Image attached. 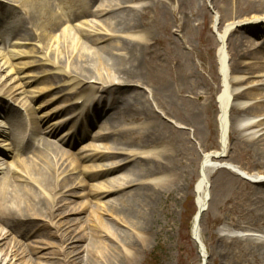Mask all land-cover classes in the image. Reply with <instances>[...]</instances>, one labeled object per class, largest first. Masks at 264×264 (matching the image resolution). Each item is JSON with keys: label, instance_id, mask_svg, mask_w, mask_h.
Listing matches in <instances>:
<instances>
[{"label": "bare ground", "instance_id": "6f19581e", "mask_svg": "<svg viewBox=\"0 0 264 264\" xmlns=\"http://www.w3.org/2000/svg\"><path fill=\"white\" fill-rule=\"evenodd\" d=\"M223 1L234 6L232 17L240 19L220 36L221 40L228 36L233 75L228 85L234 90L219 96L223 153L207 160L229 162L233 169L207 166L200 153L218 148L216 111L210 109L213 91L190 64L185 32L193 28L199 13H205V0H0V21L15 16L13 7L23 12L19 29L0 25L2 42L11 36L37 41L41 48L53 44L49 63L58 70L54 79L72 83L69 107L72 97H83L91 106L86 124L102 119L104 131L90 137L104 147L80 161H111L97 166L99 172L74 179L71 174L81 171L80 164L51 144L45 138L48 133L31 127L29 134L40 141L34 145L31 139L25 142L21 121L12 123L8 134L0 127V136L10 134L13 150L32 149L30 158L16 162V170L15 165L8 166L1 173L0 219L31 224L34 219L62 218L55 225L65 245L61 264H135L155 233L159 216L168 220L171 205L183 193L191 197L194 180L202 175L194 223H200L205 210L202 244L208 264H264V178L249 181L239 174L264 177V35L263 42L254 39L264 34V0ZM188 5L190 16L184 10ZM222 43L217 51L219 75L226 73ZM212 75L216 81L213 70ZM203 100L209 101L204 116ZM107 109L110 112L102 117ZM203 123L211 129L208 139ZM118 125L124 126L122 130L116 129ZM76 133L79 138L89 135L86 129ZM150 148L154 151L147 153ZM1 155L7 157L5 151ZM99 177H105L103 188L91 192L112 199L104 208L110 221L100 217L93 221L90 216L89 233H82L74 229L81 221L75 217L78 209L60 200L76 196L74 191L85 178ZM160 226L167 228L168 223ZM22 231L27 236L28 229Z\"/></svg>", "mask_w": 264, "mask_h": 264}, {"label": "rangeland", "instance_id": "374dc122", "mask_svg": "<svg viewBox=\"0 0 264 264\" xmlns=\"http://www.w3.org/2000/svg\"><path fill=\"white\" fill-rule=\"evenodd\" d=\"M3 3L6 4V2ZM143 3L141 1L136 5ZM205 4V13H199L196 20H192L193 28L191 27L192 29L185 32L189 44L187 47L190 50V64L200 73L202 79L213 91V105L210 106V109L216 111L213 118V127L216 132L214 139L218 148L207 151L201 150L200 153L203 163L207 166L230 167L229 162H210L207 157L223 153L221 132L217 121L219 96L226 90L230 95V91L234 90L228 85L229 79L233 77L229 70L230 49L228 36L224 40H221L220 36L227 25L240 19L232 17L235 9L231 3L229 6H225L223 0H205ZM176 5L173 6L175 7ZM13 8L16 10L14 12L15 16L12 19L8 18L5 21H0V25L19 29L21 27L19 18L23 17V12L16 7ZM184 10L190 16V6H186ZM90 20L91 18L88 19V22ZM98 24L101 25V23ZM98 31L104 32L101 28H98ZM263 35L262 33L254 38L260 39L257 43L263 42V38H261ZM6 38V42L3 43L2 37H0L1 129H5L8 134V128L11 124L15 123L16 120L21 121L25 125L23 130L25 142L31 139L34 145L39 144L40 141L36 138L33 140L34 137L29 134L31 127L36 126L48 133L45 138L51 144L62 149L72 160L80 164L81 171L71 172V177L74 179L77 177L82 179L85 174L99 172L97 166L110 164L111 161L107 160L95 162L80 161L81 157L88 156L93 149H102L104 147L102 143H93L90 135L102 133L105 127L100 125L102 124V119L88 125L86 124L85 115H88L91 106L88 103H84L83 97H72V107H69L70 98L67 97V93L73 92L71 91L73 88H70L72 83L70 79L58 80L60 82L54 79V75L58 70L50 66L49 63V60H51L49 54L50 46L52 47L53 44L46 48H41V44L37 41L16 40L11 36ZM221 43L224 46L226 56L227 72L224 75H219L217 58V51ZM212 70L218 75L216 81L213 79ZM251 79L254 81L260 80V78L256 77ZM77 98H80V100L77 101ZM201 103L204 105L201 108L204 116V110L208 109L209 101L203 100ZM109 112L107 109L102 116L104 117ZM3 115H6L5 118L2 117ZM167 120L176 127H184V125L174 119L168 118ZM250 120L254 119L250 118ZM230 124V116L227 115V127ZM123 127V125H118L116 129L120 131ZM84 129L87 130L89 135L79 138L76 132ZM186 129L191 132L189 127H186ZM203 130L204 138H210L211 129L207 123H203ZM53 131L57 133L54 134ZM50 132L52 133L51 135H49ZM10 138V134L9 136H0V151H5L7 154V157L0 156V177L5 167L11 166L13 168L15 165L16 170V162L25 161L32 156L31 148H25L21 151V148L13 150L10 146ZM134 151L138 154L143 153L142 150ZM153 151V148L146 150L147 153ZM201 177L194 180L191 197L186 198L183 193L180 199L171 205L168 220L163 215L159 216V223L155 226V233L149 236L145 249L138 255L135 264H208V255L205 253L202 244L205 238L204 234L202 235L205 210L201 212L199 217L200 223H194L195 215L197 214L195 193L197 182ZM104 178H85L82 181V187L75 189L76 196H63L60 200L62 204L70 207L75 206L78 209L80 214L75 217H79L81 221L75 225L74 229L80 230L82 233H89L88 220L91 219L90 216L93 217V221H95L96 217H100L107 223L110 221L109 216L104 213L105 204L110 197L100 199L94 197L91 192L94 189L103 188ZM206 183L207 187H210L211 182L206 180ZM209 199L210 191L207 192L205 209L208 207ZM61 220L62 218L60 217L55 220L47 218L34 219L30 220L31 224H27L24 221L7 223L0 219V231L4 235L0 238V264H12L13 262H15L14 264H61L64 259L65 245L60 243V230L55 228L56 223ZM163 222L168 223L167 228H161L160 224ZM23 229H28L27 236L23 234ZM194 230L195 233L193 232ZM9 260L10 262H8Z\"/></svg>", "mask_w": 264, "mask_h": 264}]
</instances>
